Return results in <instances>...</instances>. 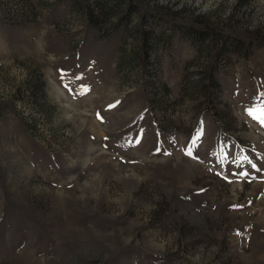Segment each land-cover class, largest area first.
Masks as SVG:
<instances>
[{
	"label": "rangeland",
	"instance_id": "obj_1",
	"mask_svg": "<svg viewBox=\"0 0 264 264\" xmlns=\"http://www.w3.org/2000/svg\"><path fill=\"white\" fill-rule=\"evenodd\" d=\"M261 121L264 0H0V264H264Z\"/></svg>",
	"mask_w": 264,
	"mask_h": 264
},
{
	"label": "snow or ice",
	"instance_id": "obj_2",
	"mask_svg": "<svg viewBox=\"0 0 264 264\" xmlns=\"http://www.w3.org/2000/svg\"><path fill=\"white\" fill-rule=\"evenodd\" d=\"M249 114H251V111H250ZM97 117H98V119H102V118L100 117L99 114H97ZM261 123H262V125H264V121H261ZM187 154H188V155H191V152L189 151ZM253 167H255V165H253ZM241 175H242V176H246V175H248V174L245 172V173H241Z\"/></svg>",
	"mask_w": 264,
	"mask_h": 264
},
{
	"label": "trees",
	"instance_id": "obj_3",
	"mask_svg": "<svg viewBox=\"0 0 264 264\" xmlns=\"http://www.w3.org/2000/svg\"><path fill=\"white\" fill-rule=\"evenodd\" d=\"M146 44H147L146 39H144V44L143 45L145 46ZM142 60L144 61L145 59L142 58Z\"/></svg>",
	"mask_w": 264,
	"mask_h": 264
}]
</instances>
